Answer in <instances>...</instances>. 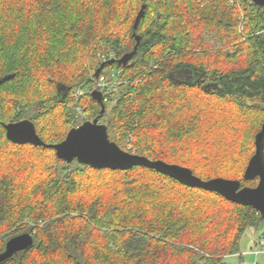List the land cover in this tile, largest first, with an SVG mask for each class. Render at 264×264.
Returning <instances> with one entry per match:
<instances>
[{"label":"trees","instance_id":"16d2710c","mask_svg":"<svg viewBox=\"0 0 264 264\" xmlns=\"http://www.w3.org/2000/svg\"><path fill=\"white\" fill-rule=\"evenodd\" d=\"M236 2L0 0V80L13 75L0 84V254L12 237L34 238L0 264L247 257L241 240L264 223L252 207L145 167L68 164L52 148L12 143L4 127L31 120L44 142L56 144L86 122L80 107L125 151L187 167L203 180L257 186L244 172L264 124V5ZM136 36L132 60L101 73L119 82L101 115L90 95L99 56L121 59ZM80 87L86 94L76 99Z\"/></svg>","mask_w":264,"mask_h":264},{"label":"water","instance_id":"95a60500","mask_svg":"<svg viewBox=\"0 0 264 264\" xmlns=\"http://www.w3.org/2000/svg\"><path fill=\"white\" fill-rule=\"evenodd\" d=\"M256 5H264V0H250ZM145 5L139 12L134 28L137 29L141 18L144 16ZM136 46L131 53L126 54L121 59H111L105 61L95 72L99 76L106 65H127L134 57L140 38L136 36ZM13 78V75L0 80V84ZM91 98L101 105V115L105 112L106 105L104 96L99 91H92ZM6 137L9 141L17 145L31 144L33 146L52 148L58 159L72 164L74 160L78 163L90 166L94 169H111L127 171L135 167H145L165 174L172 179L192 188H200L215 192L228 201L252 207L262 218H264V124L260 132L255 136V154L251 157L244 172L246 181L258 179L255 187L242 186L240 180L216 178L203 180L196 176L187 167L169 164L162 160H150L147 157L132 154L123 150L115 142L111 141L108 134L107 125L100 123L97 117L93 121H86L79 127L69 131L66 138L56 144H47L38 135L35 124L31 120H23L4 124ZM34 243L33 235L24 233L12 237L6 243V248L0 254V263L12 258L17 253L31 247Z\"/></svg>","mask_w":264,"mask_h":264},{"label":"built area","instance_id":"2783aa9c","mask_svg":"<svg viewBox=\"0 0 264 264\" xmlns=\"http://www.w3.org/2000/svg\"><path fill=\"white\" fill-rule=\"evenodd\" d=\"M200 1H203V0H200ZM226 1H228V3L230 5L237 4L236 0H226ZM238 28H239L240 32L244 31L245 25L242 21L239 24ZM109 58L112 59L113 54H111V57H109ZM107 60H108V57H106V56L100 57V62H105ZM92 80H93L92 81L93 91L95 90V91L101 92L104 96V102H107L106 95L111 93V92H114L116 87L119 85V82L115 78L110 80L105 75H101V74L99 76H94ZM84 92H85V90L83 87L78 88L75 92L76 99L83 97L82 95H84ZM77 110L80 111V107H77ZM84 116L86 117L87 115H84ZM128 149L131 150L132 146L129 145ZM256 247H257V249L252 248L248 252H245V256H252V257L256 258L260 254H264V237L259 238V240L256 244ZM251 264H257V263L254 262Z\"/></svg>","mask_w":264,"mask_h":264},{"label":"rangeland","instance_id":"374dc122","mask_svg":"<svg viewBox=\"0 0 264 264\" xmlns=\"http://www.w3.org/2000/svg\"><path fill=\"white\" fill-rule=\"evenodd\" d=\"M103 56L100 55L99 58ZM109 68H105L104 72H109ZM183 74H186L185 72ZM86 92H84L83 97L85 96ZM83 109L80 108V111L78 110V113L80 112L81 117L85 121H90L88 119V114L84 111ZM84 115H87L86 117ZM93 121V120H91ZM264 237V223L261 225L259 229H255L253 227H250L247 229L246 233L244 234L241 243H240V248H241V253L249 251L251 248H255L256 244L259 240V238ZM226 262L229 264H251V263H257V264H264V254H260L259 256L252 257V256H247L243 259H240L239 256H229L226 258Z\"/></svg>","mask_w":264,"mask_h":264},{"label":"bare ground","instance_id":"6f19581e","mask_svg":"<svg viewBox=\"0 0 264 264\" xmlns=\"http://www.w3.org/2000/svg\"><path fill=\"white\" fill-rule=\"evenodd\" d=\"M113 59H115V57L113 58ZM115 64V63H114ZM117 64V63H116ZM34 123V122H33ZM216 179V178H215ZM211 180V179H210Z\"/></svg>","mask_w":264,"mask_h":264}]
</instances>
